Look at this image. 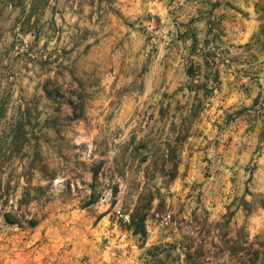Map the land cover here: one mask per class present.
Segmentation results:
<instances>
[{
  "label": "rangeland",
  "instance_id": "1",
  "mask_svg": "<svg viewBox=\"0 0 264 264\" xmlns=\"http://www.w3.org/2000/svg\"><path fill=\"white\" fill-rule=\"evenodd\" d=\"M0 264H264V0H0Z\"/></svg>",
  "mask_w": 264,
  "mask_h": 264
},
{
  "label": "trees",
  "instance_id": "2",
  "mask_svg": "<svg viewBox=\"0 0 264 264\" xmlns=\"http://www.w3.org/2000/svg\"><path fill=\"white\" fill-rule=\"evenodd\" d=\"M95 201L96 198H95V194L93 193L91 195L88 205L94 203ZM5 219L7 222H13L11 219V214L9 212L5 213ZM146 220H147V212L144 211L140 206H137L134 211V214L130 216V222L128 228L131 229L134 234L139 235L143 239H146L148 235ZM29 223L32 226H35L37 224V220L31 219Z\"/></svg>",
  "mask_w": 264,
  "mask_h": 264
}]
</instances>
